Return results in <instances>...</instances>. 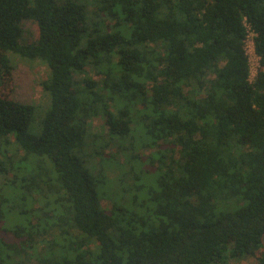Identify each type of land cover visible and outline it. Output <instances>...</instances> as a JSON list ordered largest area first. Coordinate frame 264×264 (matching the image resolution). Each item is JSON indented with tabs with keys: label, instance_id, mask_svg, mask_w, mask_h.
I'll return each mask as SVG.
<instances>
[{
	"label": "trees",
	"instance_id": "obj_1",
	"mask_svg": "<svg viewBox=\"0 0 264 264\" xmlns=\"http://www.w3.org/2000/svg\"><path fill=\"white\" fill-rule=\"evenodd\" d=\"M15 57L48 68L45 105L14 100ZM246 258L264 264V0H0V264Z\"/></svg>",
	"mask_w": 264,
	"mask_h": 264
},
{
	"label": "rangeland",
	"instance_id": "obj_2",
	"mask_svg": "<svg viewBox=\"0 0 264 264\" xmlns=\"http://www.w3.org/2000/svg\"><path fill=\"white\" fill-rule=\"evenodd\" d=\"M23 34L20 38L21 44H29L33 43L36 40L37 37V27L36 24L33 21L30 20H24L21 24ZM15 68L13 72L14 76V93L13 98L15 101L26 104V105H45L47 102L46 96L43 92L41 81L44 75L48 73V68L44 65H40L39 63H35L32 66L23 62L20 58L15 57L13 58ZM90 76L96 81L99 82L103 79L102 76H98L94 74L93 71L90 72ZM133 123L132 127L134 129L133 136L134 139L132 140L135 147L136 153H139L141 156H149L151 152H154L153 150L148 149H142L138 148L139 144H141L142 140V130L143 126L142 123H140V119L138 117L137 111L133 113ZM144 131V130H143ZM90 138L88 139L89 146L87 148V151L95 146V139L96 136H101L102 134H107L106 132V125H105V119L103 117H96L90 121V128H89ZM126 146H130V142L125 143ZM97 147H100V143L96 144ZM91 146V147H90ZM115 154V150L113 149V146H110L107 149V154ZM118 155V156H117ZM117 158L119 162L124 163V167H122V170L124 172L131 170L130 168L134 165H136L134 162H127L126 156H123L121 154H117ZM100 157H96L93 160L94 164L96 165V168L94 169L95 173L98 174V171L100 170L99 163H100ZM147 161V160H145ZM147 168V167H146ZM108 169V168H107ZM105 170L106 177L109 178L111 181H115L116 178H118L117 171H111L110 169ZM108 194L110 196H114V193L110 190L108 191ZM102 205L106 208H111V200L108 198V200L102 201ZM228 264H257L254 260L251 258L246 259H239V260H231L228 262Z\"/></svg>",
	"mask_w": 264,
	"mask_h": 264
},
{
	"label": "built area",
	"instance_id": "obj_3",
	"mask_svg": "<svg viewBox=\"0 0 264 264\" xmlns=\"http://www.w3.org/2000/svg\"><path fill=\"white\" fill-rule=\"evenodd\" d=\"M247 29H248V36L246 39V52L247 56L249 58V65H250V80L253 82L255 80V77L257 75V72L260 68V57L256 54L255 51V45H254V37L255 34L253 31H251L250 26L245 23Z\"/></svg>",
	"mask_w": 264,
	"mask_h": 264
}]
</instances>
